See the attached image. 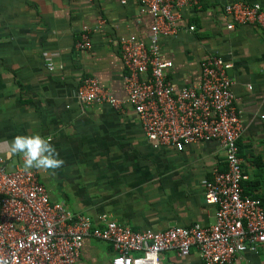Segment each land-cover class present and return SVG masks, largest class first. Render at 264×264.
I'll use <instances>...</instances> for the list:
<instances>
[{
	"label": "crops",
	"instance_id": "1",
	"mask_svg": "<svg viewBox=\"0 0 264 264\" xmlns=\"http://www.w3.org/2000/svg\"><path fill=\"white\" fill-rule=\"evenodd\" d=\"M236 1L264 7V0H200L183 7L177 32L162 38V57L173 61L167 73L176 87L198 83L201 62L210 54L232 64L228 73L244 123V189L264 201V28H229L224 7ZM102 18L107 23L92 33L93 47L77 49L83 26ZM152 23L139 0H0V149L17 135L51 138L65 162L55 172L38 171L51 201L95 221L106 213L136 230L211 225L216 207L205 201V184L226 169L218 141L182 151L156 148L133 106L86 107L76 98L83 79L95 76L124 99L120 37L148 41ZM7 160L10 170L23 167L20 156ZM114 254L109 241L88 237L76 264H111ZM160 258L203 264L196 247L187 257L171 250ZM232 264H264V244L238 253Z\"/></svg>",
	"mask_w": 264,
	"mask_h": 264
},
{
	"label": "built area",
	"instance_id": "2",
	"mask_svg": "<svg viewBox=\"0 0 264 264\" xmlns=\"http://www.w3.org/2000/svg\"><path fill=\"white\" fill-rule=\"evenodd\" d=\"M139 3L153 23L148 41L134 34L120 37L127 96L118 98L97 77L87 76L77 90V101L116 110L133 106L146 138L156 148L171 145L182 151L194 143L218 141L225 151L226 169L215 173L204 188L206 203L216 207L214 223L136 230L106 213L95 221L52 202L38 170H10L7 157L0 155V260L6 264H76L88 237L112 244L111 264H176L163 262L160 254L174 250L187 257L193 247L203 264H232L238 253L264 244V206L243 186L247 175L239 140L244 123L228 73L232 64L210 54L201 62L198 83L176 87L167 73L173 61L162 57V38L177 32L181 9L199 5L200 0ZM224 12L231 19L229 28L249 23L264 28V7L259 3L231 2ZM106 23L102 18L94 26L84 25L76 48L91 49L92 33ZM49 67L54 69L52 63Z\"/></svg>",
	"mask_w": 264,
	"mask_h": 264
},
{
	"label": "clouds",
	"instance_id": "3",
	"mask_svg": "<svg viewBox=\"0 0 264 264\" xmlns=\"http://www.w3.org/2000/svg\"><path fill=\"white\" fill-rule=\"evenodd\" d=\"M6 147L0 149V155L12 158L20 156L23 167L27 170L35 169L44 172H55L64 166V160L51 143V138L36 135H17L11 141L3 142ZM0 264H6L0 260Z\"/></svg>",
	"mask_w": 264,
	"mask_h": 264
},
{
	"label": "trees",
	"instance_id": "4",
	"mask_svg": "<svg viewBox=\"0 0 264 264\" xmlns=\"http://www.w3.org/2000/svg\"><path fill=\"white\" fill-rule=\"evenodd\" d=\"M239 145H240V141H239ZM243 186L245 187V181H243ZM246 193H248V191H246ZM257 197V196H256ZM259 198V197H258ZM261 199V198H260ZM261 201H262V199H261ZM262 204H263V206H264V201H262Z\"/></svg>",
	"mask_w": 264,
	"mask_h": 264
}]
</instances>
